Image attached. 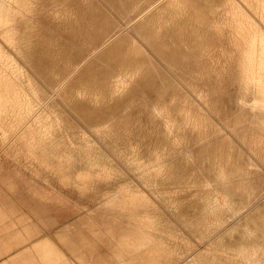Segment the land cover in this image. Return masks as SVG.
I'll use <instances>...</instances> for the list:
<instances>
[{"label": "rangeland", "instance_id": "374dc122", "mask_svg": "<svg viewBox=\"0 0 264 264\" xmlns=\"http://www.w3.org/2000/svg\"><path fill=\"white\" fill-rule=\"evenodd\" d=\"M263 34L264 0H0V197L73 264H264Z\"/></svg>", "mask_w": 264, "mask_h": 264}, {"label": "crops", "instance_id": "0c3cea01", "mask_svg": "<svg viewBox=\"0 0 264 264\" xmlns=\"http://www.w3.org/2000/svg\"><path fill=\"white\" fill-rule=\"evenodd\" d=\"M7 197H0V264H73L72 249L57 236L65 227L43 226L40 213L19 211Z\"/></svg>", "mask_w": 264, "mask_h": 264}, {"label": "bare ground", "instance_id": "6f19581e", "mask_svg": "<svg viewBox=\"0 0 264 264\" xmlns=\"http://www.w3.org/2000/svg\"><path fill=\"white\" fill-rule=\"evenodd\" d=\"M262 41L264 43V34H263V37H262ZM263 55H264V48H263ZM246 61L247 62L245 64V66H244V75H245L246 78L250 79V76H249V73H250L249 66L250 65H249L248 60H246ZM261 69L264 71V60L261 63ZM255 99H256L255 101H252L251 107H259L261 109H264V97H262V98H255Z\"/></svg>", "mask_w": 264, "mask_h": 264}]
</instances>
